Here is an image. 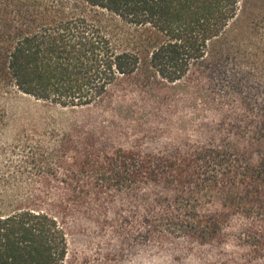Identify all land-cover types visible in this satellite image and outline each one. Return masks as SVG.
<instances>
[{
    "label": "trees",
    "instance_id": "trees-1",
    "mask_svg": "<svg viewBox=\"0 0 264 264\" xmlns=\"http://www.w3.org/2000/svg\"><path fill=\"white\" fill-rule=\"evenodd\" d=\"M188 93L227 112L217 125L227 133L215 138L209 127L204 143L186 149L97 152L87 132L74 150L73 175L77 184L89 175L90 189L75 185L70 198L80 204L91 189L110 188L133 196L147 209L133 234L140 242L159 235L219 243L233 217L255 216L262 231L238 238L264 249V0H0L1 97L95 110L112 128L99 127L105 136L122 142L130 132L135 143L163 132L168 117L158 109ZM158 121L163 130L147 127ZM62 154L30 152L22 164L51 173ZM142 186L152 193L138 195ZM67 253V230L50 209L27 192L0 189V264H66Z\"/></svg>",
    "mask_w": 264,
    "mask_h": 264
},
{
    "label": "rangeland",
    "instance_id": "rangeland-1",
    "mask_svg": "<svg viewBox=\"0 0 264 264\" xmlns=\"http://www.w3.org/2000/svg\"><path fill=\"white\" fill-rule=\"evenodd\" d=\"M213 77L217 84H222L220 75ZM225 79L253 101L259 100L260 94L248 84L233 76ZM132 104L138 107L137 102ZM158 113L168 117L163 132L153 138L140 136L135 143L132 140L136 134L128 132L126 139L119 142L101 132L99 127L107 131L112 128L98 118L95 110L73 111L22 95L0 96V189L15 191L18 196L27 192L34 205L50 209L58 217L67 230L66 264H264V249L255 252L249 243L238 238L246 229L262 231L263 223L255 216L233 217L225 225V235L219 243L199 246L187 238L159 235L140 242L133 239V234L142 227L147 209L133 196L110 188L99 192L91 189L80 204L70 198L75 185L90 189L89 175L82 176L78 184L73 175L74 150L87 132L94 135L97 152L115 146H152L153 151L186 149L204 143L209 127L216 130L215 138L227 133L226 125L217 132L218 122L225 119L227 112L215 103L208 109L200 98L192 99L190 93L169 100ZM147 127L163 130L161 121ZM62 141H65L63 147ZM59 148L63 150L61 163H56L51 173L23 167L22 161L30 152L45 156L46 152ZM147 189L142 186L138 195L151 194ZM55 204L61 206L58 211L53 207ZM159 212L160 208L153 206V213ZM124 218H128V223Z\"/></svg>",
    "mask_w": 264,
    "mask_h": 264
}]
</instances>
